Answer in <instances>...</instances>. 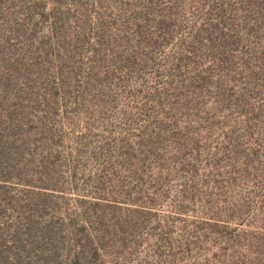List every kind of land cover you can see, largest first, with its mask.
<instances>
[{
  "label": "rangeland",
  "instance_id": "rangeland-1",
  "mask_svg": "<svg viewBox=\"0 0 264 264\" xmlns=\"http://www.w3.org/2000/svg\"><path fill=\"white\" fill-rule=\"evenodd\" d=\"M0 264H264V0H0Z\"/></svg>",
  "mask_w": 264,
  "mask_h": 264
}]
</instances>
